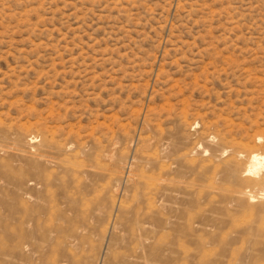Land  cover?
Segmentation results:
<instances>
[{"label": "rangeland", "instance_id": "374dc122", "mask_svg": "<svg viewBox=\"0 0 264 264\" xmlns=\"http://www.w3.org/2000/svg\"><path fill=\"white\" fill-rule=\"evenodd\" d=\"M233 141L264 155V0H0V264H264Z\"/></svg>", "mask_w": 264, "mask_h": 264}, {"label": "bare ground", "instance_id": "6f19581e", "mask_svg": "<svg viewBox=\"0 0 264 264\" xmlns=\"http://www.w3.org/2000/svg\"><path fill=\"white\" fill-rule=\"evenodd\" d=\"M235 143H237V142H234V144H230L229 146L224 148L227 150L226 152H228V150L230 151V157L227 158L226 162L229 165L234 167V171H233V174L231 172V176L232 175L235 176L236 179H238V181L241 183L243 189H242V191H238V193L240 194V196H244V195H246L245 193H246L247 189H249L250 187H253V186L262 187V186H264V172H263V170H264V155L259 154L256 151H252L251 148H249L250 145L248 143L247 144L249 146L248 145L245 146V144H243L244 145L243 146L241 144H235ZM238 143H240V142L238 141ZM241 156L242 157L244 156L247 165L244 166V165H241L239 163V159ZM147 184H148V182H147ZM258 193H260V192H258ZM248 194H249V196L246 195L247 199H252L253 197L250 196V193H248ZM263 194H264V192H263ZM257 197H258V195H257ZM255 200H257V199H255ZM259 200H261V199H259Z\"/></svg>", "mask_w": 264, "mask_h": 264}]
</instances>
